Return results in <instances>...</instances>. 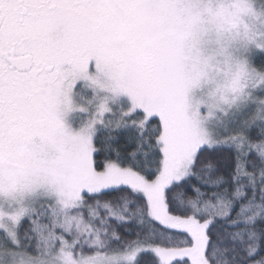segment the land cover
Wrapping results in <instances>:
<instances>
[{
	"label": "snow or ice",
	"instance_id": "6c2138e0",
	"mask_svg": "<svg viewBox=\"0 0 264 264\" xmlns=\"http://www.w3.org/2000/svg\"><path fill=\"white\" fill-rule=\"evenodd\" d=\"M0 264H264V0H0Z\"/></svg>",
	"mask_w": 264,
	"mask_h": 264
}]
</instances>
